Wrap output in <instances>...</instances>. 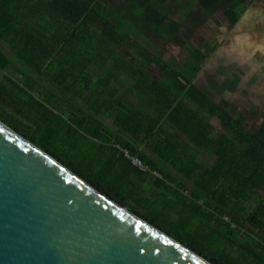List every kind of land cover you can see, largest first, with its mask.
<instances>
[{
  "label": "trees",
  "instance_id": "16d2710c",
  "mask_svg": "<svg viewBox=\"0 0 264 264\" xmlns=\"http://www.w3.org/2000/svg\"><path fill=\"white\" fill-rule=\"evenodd\" d=\"M253 1L264 0L216 3L233 28ZM195 7L198 25L216 12L215 5L200 0H0V73L10 60L26 64L30 91L51 108L56 99L51 89L56 90L63 113L49 117L39 114L41 104L20 103V114L29 108L38 114L35 129L0 120L125 206L128 199L144 205L148 195H161L163 206L178 212L186 236L163 229L208 259L264 264V250L255 244L228 247L243 242L238 232L225 236L222 227L211 226L202 239L199 230L187 231L199 220L194 207L203 196L211 206L219 203L227 224L243 217L264 229V119L248 128L238 106L197 83L216 46L204 41L180 49L185 60L176 65L162 56ZM36 78L50 86L42 95ZM3 97L24 101L20 93L3 91ZM125 149L160 175L136 167ZM95 153L97 163L91 160ZM107 155L116 158V170ZM127 174H135V182L124 183Z\"/></svg>",
  "mask_w": 264,
  "mask_h": 264
},
{
  "label": "water",
  "instance_id": "95a60500",
  "mask_svg": "<svg viewBox=\"0 0 264 264\" xmlns=\"http://www.w3.org/2000/svg\"><path fill=\"white\" fill-rule=\"evenodd\" d=\"M0 264H216L0 120Z\"/></svg>",
  "mask_w": 264,
  "mask_h": 264
},
{
  "label": "rangeland",
  "instance_id": "374dc122",
  "mask_svg": "<svg viewBox=\"0 0 264 264\" xmlns=\"http://www.w3.org/2000/svg\"><path fill=\"white\" fill-rule=\"evenodd\" d=\"M200 3L204 6L215 5L216 12L206 21L204 26L198 25L195 18H198L200 9L195 7L176 36L175 41L177 43H171L164 47L162 56L173 64H179L185 60L180 49L184 51L191 44L202 46L204 41H207L209 45L216 46L215 51L209 52L206 61L203 62L197 83L205 90L227 97L239 107L238 112L245 115L248 128L255 127L264 119V1L249 3L246 13L233 28H230L228 19L224 15L223 6L218 2L216 3V0H200ZM179 44L183 47H179ZM9 66L10 68L4 72L5 74L0 73V92H7L8 96L20 93L24 101L20 102L10 100V97H3L2 101L0 100V116L4 121L15 120L21 123L20 128L26 130L36 128L35 122L40 119L38 114L34 111L30 113L31 108L25 116L20 114L21 111L18 108L20 103H28L33 107H39L41 104V111L39 112L41 115L48 114L49 117L63 115L60 105L57 104L58 94L56 90H52L56 94L55 103L49 108L50 105L46 106L42 97L30 91L29 69L26 64L10 60ZM12 66L25 72V76L16 74L12 70ZM13 69L16 70V68ZM40 81V85L45 86L44 79H40ZM113 85L117 86V92L123 90V87L117 82ZM46 88H50L47 82ZM64 117L69 116L65 114ZM95 152L97 151L95 150ZM97 154L95 153L91 157L93 163H97L99 160ZM182 193L189 194V192ZM170 196H172V202L177 203L176 196ZM140 197L143 201L146 199L144 196ZM196 201L197 204H195L194 209H207V205H202L199 199ZM162 202L161 195L150 194L144 205L137 203L134 199H128L126 207L146 216L152 222L155 221L162 229L168 228L173 233L186 236V230L179 225L181 217L178 212L175 211V208H166ZM182 220L189 221L188 218H182ZM197 223L199 224L198 220L196 224L189 225L187 231L197 230L198 232L200 230L198 235H202L201 232L203 234L208 233L197 226Z\"/></svg>",
  "mask_w": 264,
  "mask_h": 264
},
{
  "label": "flooded vegetation",
  "instance_id": "af4514ba",
  "mask_svg": "<svg viewBox=\"0 0 264 264\" xmlns=\"http://www.w3.org/2000/svg\"><path fill=\"white\" fill-rule=\"evenodd\" d=\"M36 81L38 83V86L40 88L39 94H41L46 86H43V84L40 85V78H36ZM54 90V89H51ZM203 192V191H202ZM201 201L202 205H207V209L200 208L198 209L199 212V227L204 230V232L208 233H200L202 234V239H205V237L209 236V232L211 231V226H214L216 228H221L222 231L225 233V236H229L231 234H234L235 232H238L239 236H242V243L233 241V244H229V248H237L240 245H252L255 244L259 248L261 247L264 250V229L260 228L259 226H256L255 224L251 223L247 219L243 217H239V221L232 220L229 224L226 223V220H229L227 215H224L222 212L217 210V205H219L218 202L213 201V206L209 204L205 200V196L201 197L199 199ZM200 231V230H199ZM236 244V245H235ZM202 254V253H200ZM204 256V255H203ZM210 260V259H209ZM212 261V260H211ZM216 264H219L217 261H213ZM257 264V262H255Z\"/></svg>",
  "mask_w": 264,
  "mask_h": 264
},
{
  "label": "built area",
  "instance_id": "2783aa9c",
  "mask_svg": "<svg viewBox=\"0 0 264 264\" xmlns=\"http://www.w3.org/2000/svg\"><path fill=\"white\" fill-rule=\"evenodd\" d=\"M125 155L130 159V161L139 169L146 171V170H151L155 174L160 175V173L157 170H152L148 164H146L142 158L137 155L136 153L130 152L128 150H124Z\"/></svg>",
  "mask_w": 264,
  "mask_h": 264
},
{
  "label": "crops",
  "instance_id": "0c3cea01",
  "mask_svg": "<svg viewBox=\"0 0 264 264\" xmlns=\"http://www.w3.org/2000/svg\"><path fill=\"white\" fill-rule=\"evenodd\" d=\"M112 153H110V155H111ZM110 155H107L106 156V161H107V163H108V166H113L114 168H115V170H116V166H115V162H116V158L115 157H113V156H110ZM134 176H135V174L134 175H132V177H130L128 174L127 175H124V179H123V181H125L124 183H128V184H131V183H133V181H134ZM139 178H141L142 179V181H143V183H147L149 180H148V178L147 177H144V176H140V177H138V179ZM135 182V181H134Z\"/></svg>",
  "mask_w": 264,
  "mask_h": 264
}]
</instances>
